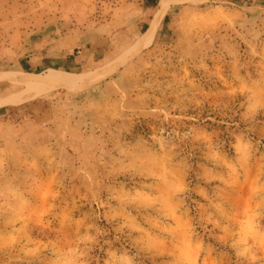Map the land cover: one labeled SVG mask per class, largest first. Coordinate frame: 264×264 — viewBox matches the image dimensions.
<instances>
[{"label":"rangeland","instance_id":"1","mask_svg":"<svg viewBox=\"0 0 264 264\" xmlns=\"http://www.w3.org/2000/svg\"><path fill=\"white\" fill-rule=\"evenodd\" d=\"M155 2L0 0V74L89 75ZM173 2L105 79L0 105V264H264V0Z\"/></svg>","mask_w":264,"mask_h":264},{"label":"bare ground","instance_id":"2","mask_svg":"<svg viewBox=\"0 0 264 264\" xmlns=\"http://www.w3.org/2000/svg\"><path fill=\"white\" fill-rule=\"evenodd\" d=\"M173 1H180V0L160 1L159 10L155 15V18L151 24L150 29L138 40L134 48L130 49L124 56L117 59L113 64L100 69L95 74H89L87 76H83V75L74 76L73 74H65L60 71H50L49 74H47L44 77L42 76L37 77L35 75L32 76L22 75L19 78L21 79V82L24 83L25 86H27V89H25L16 98L2 100L0 102V105L2 106V104H9V103L20 104L24 102L27 99V97L29 96L35 97L38 95L37 92L41 93V91H45L52 88H57V87L77 88V87L86 86L100 78H103L107 74L113 72L121 64H123L127 60V58H129L132 54L148 46L153 41L156 32L159 28L160 22L164 17L170 4ZM1 77L3 76L0 75V78Z\"/></svg>","mask_w":264,"mask_h":264},{"label":"crops","instance_id":"3","mask_svg":"<svg viewBox=\"0 0 264 264\" xmlns=\"http://www.w3.org/2000/svg\"><path fill=\"white\" fill-rule=\"evenodd\" d=\"M160 1L161 0H158V2H157V4L155 5L154 4V8H156V10H155V13H154V15H152L149 19H148V22L143 26L142 25V29L140 30V27L137 25V24H134V26H132V29H133V31L134 32H138V31H140V36L138 37V39H137V41L135 42V44L138 42V40L150 29V27H151V24H152V22H153V20H154V18H155V15H156V13H157V11L159 10V7H160ZM177 3H180V2H173V3H171V5H170V7L169 8H171L172 7V5H174V4H177ZM135 4H133V6H134ZM169 10V9H168ZM168 13H166L165 14V16L167 15ZM165 16L163 17V19H162V21H161V23L162 22H164V18H165ZM131 21H132V19H130ZM160 23V24H161ZM160 26V25H159ZM145 28V30H143ZM156 34H157V32H156ZM155 37H156V35H155ZM155 37H154V39H155ZM153 39V40H154ZM153 42V41H152ZM134 44V45H135ZM151 45V44H150ZM149 45V46H150ZM133 47V46H132ZM131 47V48H132ZM130 48V49H131ZM127 52V51H126ZM123 55V54H122ZM122 55H120L119 57H117L116 59H113V57H111V56H105V58H107V57H111L113 60H111V61H109L108 63H106V64H104L102 67H100V68H98V69H96L95 71H90V72H87V74H95V73H97L100 69H102V68H104V67H107V66H109V65H111V64H113L117 59H119ZM115 58V57H114ZM50 71H58V70H56V69H53V68H51V69H49V71L46 73V75L47 74H49V72ZM7 73H9V74H0L1 76H3V77H1L0 78V80H4V81H7V80H11V81H14L15 83H18V84H21V85H23V86H25V84L24 83H22L21 82V79L19 78L20 76H22V75H26V74H22V73H16V72H7ZM114 72H112V73H110L109 75H111V74H113ZM83 73H81V74H73L74 76H78V75H82ZM108 75V76H109ZM30 76V75H29ZM32 76V75H31ZM83 76H87V75H83ZM107 76V77H108ZM106 78V77H105ZM105 78H103V79H105ZM103 79H100V80H98V81H96V82H99V81H101V80H103ZM11 81H7V82H10V83H12V84H14V85H17L18 86V84H15V83H13V82H11ZM96 82H94V83H96ZM93 84V83H92ZM89 85H91V84H89ZM88 86V85H87ZM26 87V86H25ZM86 87V86H85ZM60 88H64V87H60ZM83 88V87H82ZM23 92V91H22ZM21 92V93H22ZM20 92H16V93H13L12 95H14V96H12V97H9V98H7V99H12V98H16L18 95H20L21 94ZM16 94V95H15ZM10 96V95H9ZM4 100H6V99H4ZM9 104H12V103H9Z\"/></svg>","mask_w":264,"mask_h":264},{"label":"trees","instance_id":"4","mask_svg":"<svg viewBox=\"0 0 264 264\" xmlns=\"http://www.w3.org/2000/svg\"><path fill=\"white\" fill-rule=\"evenodd\" d=\"M158 0H156V2L154 3L155 5L157 4ZM168 18H169V14H167L164 18V22H167L168 21ZM145 30V28L143 29Z\"/></svg>","mask_w":264,"mask_h":264}]
</instances>
